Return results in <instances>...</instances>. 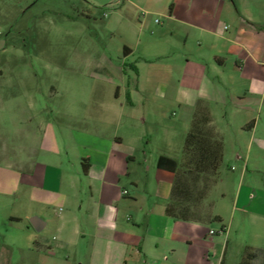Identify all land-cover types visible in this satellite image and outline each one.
<instances>
[{
	"label": "crops",
	"instance_id": "0c3cea01",
	"mask_svg": "<svg viewBox=\"0 0 264 264\" xmlns=\"http://www.w3.org/2000/svg\"><path fill=\"white\" fill-rule=\"evenodd\" d=\"M122 3L130 7V18L135 12L139 30L161 16L177 30L182 48L197 36L199 49L205 48L209 56L183 57L176 74L178 102L192 118L196 102L202 100L211 127L222 139L214 112L227 103L237 108L253 97L252 107H243L238 129L249 133L248 148L257 145L264 151V136H258L261 118L253 117L264 107V0ZM203 15L208 21H202ZM107 64L94 68L97 76L110 74ZM123 95L120 85L112 95L102 98L97 93L79 112L53 108L50 116L43 115L31 103L17 110L14 132L1 137L0 209H11L10 221L29 220L27 230L35 234H27L28 243L36 250L61 252L64 264H222L226 246L214 239L216 232L209 235L208 224L166 216L175 174L159 169L157 161L182 158L174 157V139L167 131L159 135L164 149L151 152L150 129L159 130L161 123L131 93L124 90ZM5 103L0 93V106ZM224 151L223 143V156ZM237 159L245 165L242 176L248 158L237 154ZM209 193L204 205L215 217ZM34 218L40 232L30 223ZM49 228L51 239L45 236ZM182 245L188 247L184 257Z\"/></svg>",
	"mask_w": 264,
	"mask_h": 264
},
{
	"label": "rangeland",
	"instance_id": "374dc122",
	"mask_svg": "<svg viewBox=\"0 0 264 264\" xmlns=\"http://www.w3.org/2000/svg\"><path fill=\"white\" fill-rule=\"evenodd\" d=\"M122 2L0 0V93L6 101L0 106V149L3 136L14 132L20 108L31 103L38 113L49 116L53 108L79 112L92 104L97 93L102 98L112 95L120 85L122 98L124 90L131 93L161 123L159 130L150 129L151 152L164 149L159 135L167 131L174 139L172 153L180 161L192 118L190 110L178 102L177 69L184 56L192 59L209 54L199 49L197 36L190 37L187 49L182 48L177 30L166 26L167 18L154 16L155 23L139 30L135 12L130 18V7ZM201 17L208 21V16ZM126 48L132 53L127 54ZM106 62L110 74L97 76L94 68ZM253 100L248 96L237 108L227 103L214 112L225 151L208 199L221 222L213 221L207 227L226 246L222 264H241L247 253L264 249V151H258L257 145L248 148L249 133L238 129L243 107H252ZM262 110L261 115L257 110L253 113L254 118H261L258 136H264ZM237 154L248 158L242 176L245 165ZM208 207L203 205L198 212L209 213ZM9 213L11 209H0V247L4 249H0V264H64L61 252L52 254L46 247L36 250L28 243L27 234H35L27 230L29 220L10 221ZM45 236L51 239L54 233L49 228ZM180 249L184 257L188 247ZM251 264H264V254L259 253Z\"/></svg>",
	"mask_w": 264,
	"mask_h": 264
},
{
	"label": "trees",
	"instance_id": "16d2710c",
	"mask_svg": "<svg viewBox=\"0 0 264 264\" xmlns=\"http://www.w3.org/2000/svg\"><path fill=\"white\" fill-rule=\"evenodd\" d=\"M222 157V139L211 127V119L204 102L198 100L190 130L185 137L182 160L177 162L168 157H159L157 161L159 169L175 174L165 209L168 218L173 221L204 224L221 222L220 217H212L210 213L200 214L198 209L204 205L208 193L217 183ZM220 232H225L224 226ZM258 251L264 254V249ZM258 254L247 253L241 264H251Z\"/></svg>",
	"mask_w": 264,
	"mask_h": 264
},
{
	"label": "water",
	"instance_id": "95a60500",
	"mask_svg": "<svg viewBox=\"0 0 264 264\" xmlns=\"http://www.w3.org/2000/svg\"><path fill=\"white\" fill-rule=\"evenodd\" d=\"M36 222H37V219H35V218L30 220V223H31L32 227L34 228V230L36 232H40L41 231V227L36 225Z\"/></svg>",
	"mask_w": 264,
	"mask_h": 264
},
{
	"label": "built area",
	"instance_id": "2783aa9c",
	"mask_svg": "<svg viewBox=\"0 0 264 264\" xmlns=\"http://www.w3.org/2000/svg\"><path fill=\"white\" fill-rule=\"evenodd\" d=\"M214 234H215V232H214V231H212V230H211V231H209V235H210V236H213Z\"/></svg>",
	"mask_w": 264,
	"mask_h": 264
}]
</instances>
